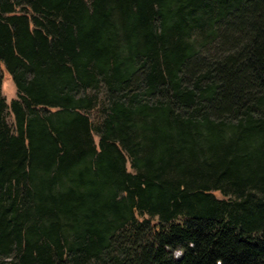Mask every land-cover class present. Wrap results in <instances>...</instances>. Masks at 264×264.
<instances>
[{
  "label": "trees",
  "instance_id": "1",
  "mask_svg": "<svg viewBox=\"0 0 264 264\" xmlns=\"http://www.w3.org/2000/svg\"><path fill=\"white\" fill-rule=\"evenodd\" d=\"M0 264H264V0H0Z\"/></svg>",
  "mask_w": 264,
  "mask_h": 264
},
{
  "label": "rangeland",
  "instance_id": "2",
  "mask_svg": "<svg viewBox=\"0 0 264 264\" xmlns=\"http://www.w3.org/2000/svg\"><path fill=\"white\" fill-rule=\"evenodd\" d=\"M1 95L7 104L15 96L14 87L12 85V82H11L8 74L4 71L2 73ZM176 256H177V254H176Z\"/></svg>",
  "mask_w": 264,
  "mask_h": 264
}]
</instances>
